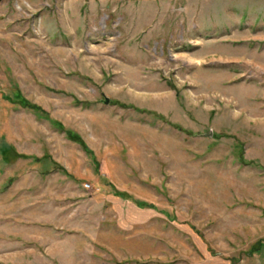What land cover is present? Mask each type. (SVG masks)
I'll return each instance as SVG.
<instances>
[{"label":"rangeland","instance_id":"rangeland-1","mask_svg":"<svg viewBox=\"0 0 264 264\" xmlns=\"http://www.w3.org/2000/svg\"><path fill=\"white\" fill-rule=\"evenodd\" d=\"M124 1L0 0V264H190L260 234L264 0Z\"/></svg>","mask_w":264,"mask_h":264},{"label":"crops","instance_id":"crops-1","mask_svg":"<svg viewBox=\"0 0 264 264\" xmlns=\"http://www.w3.org/2000/svg\"><path fill=\"white\" fill-rule=\"evenodd\" d=\"M122 1H124V0H122ZM126 1L134 2L137 0H125L124 2H126ZM113 6H114V8H113L112 12H114L116 9H118L117 4H114ZM146 7H149V5H146ZM123 9H124L123 11H127L126 12L127 17H132V12L134 11L133 10L134 9L133 4L132 5L126 4L125 8H123ZM136 13L138 14V8L136 9ZM85 156L90 160L91 156H87V155H85ZM86 196L88 198H90L89 194H87ZM133 202L135 204V207L138 209L149 208V210L150 209L153 210L155 208L151 203H147L146 205L145 204L142 205L141 203L135 202L134 200H133ZM100 208L102 209V203H101ZM259 209H261V208H259ZM162 214H164V213L162 212ZM256 217L258 219V224L253 229V232H255V233L258 232L260 234H257L255 236V238H254L255 241H253L251 243L252 240H249L248 244H246V246L243 248H241V247L234 248L233 245L230 246L231 248L233 247L234 249L231 251V253L229 255H227L224 258H222V256H220V255L212 256L213 255L212 253H211L212 255L210 256V254H209L210 250L207 248V246H204V251H201L196 244V249L198 252V259L194 260L190 264H264V215H261V213H259ZM100 219H101L100 222H102V217H100ZM98 224H99V227H101V223H98ZM210 257H212L214 259H211ZM209 259H210V261L208 262L207 260H209Z\"/></svg>","mask_w":264,"mask_h":264},{"label":"trees","instance_id":"trees-1","mask_svg":"<svg viewBox=\"0 0 264 264\" xmlns=\"http://www.w3.org/2000/svg\"><path fill=\"white\" fill-rule=\"evenodd\" d=\"M2 98H4L5 100H7L8 102L21 107V108H25L29 111L32 112V114L37 118V119H44L47 120L51 126H53L57 131L62 132L64 134V137L71 141L76 143L80 149L87 155V156H91V159H93L92 157V151L86 146V144L83 142V140L79 137V135H77L76 133H74L72 130L70 129H66L59 121L52 119L48 116V114L43 111L38 105L29 102L28 100H26L18 90H14V92L8 94H3ZM49 158V156L47 154H42L40 157H34L32 158L35 161H43V160H47ZM239 161L241 160L244 164L245 161L240 157V159H238ZM94 162V159L92 160ZM52 164L53 168H57L56 164L53 161H49ZM109 185V187L112 190V193H114L115 195H122V192L115 190L114 187L107 183Z\"/></svg>","mask_w":264,"mask_h":264},{"label":"water","instance_id":"water-1","mask_svg":"<svg viewBox=\"0 0 264 264\" xmlns=\"http://www.w3.org/2000/svg\"><path fill=\"white\" fill-rule=\"evenodd\" d=\"M103 103H107V99L106 98H104Z\"/></svg>","mask_w":264,"mask_h":264}]
</instances>
